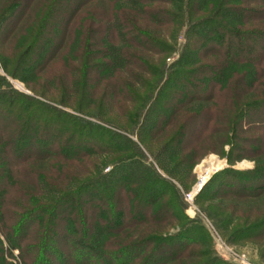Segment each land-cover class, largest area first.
Here are the masks:
<instances>
[{
	"label": "trees",
	"instance_id": "1",
	"mask_svg": "<svg viewBox=\"0 0 264 264\" xmlns=\"http://www.w3.org/2000/svg\"><path fill=\"white\" fill-rule=\"evenodd\" d=\"M99 1L0 0L4 72L33 91L60 49L70 48V57L48 69L47 84L56 92L51 98L74 102L78 110L93 105L91 115L108 121L117 118L111 114L116 108L119 120L136 125L141 142L168 132L156 159L166 148L173 162H193L205 131H225L227 162L264 150V0ZM184 17L186 40L169 65L141 54L168 53L171 45L154 29ZM11 36L16 41L6 51ZM193 100L207 104L189 109ZM0 122L8 124L0 126V233L23 264H183L177 259L188 255L189 244L207 236L184 214L170 180L143 166L144 179L137 181V154L124 134L14 90L1 74ZM193 122L199 130L188 136ZM241 129L261 131L248 137L262 147L238 146ZM101 151L122 154L98 176L82 179L65 165ZM47 157L58 163L46 173L22 164ZM218 172L241 182L226 181L230 193L264 189V166ZM169 217L181 221L174 232L137 228ZM5 250L0 238V264H12ZM195 264L228 263L213 256Z\"/></svg>",
	"mask_w": 264,
	"mask_h": 264
},
{
	"label": "rangeland",
	"instance_id": "2",
	"mask_svg": "<svg viewBox=\"0 0 264 264\" xmlns=\"http://www.w3.org/2000/svg\"><path fill=\"white\" fill-rule=\"evenodd\" d=\"M99 2H101L102 5H106L104 4L105 0ZM77 17L78 16H76L75 19ZM186 26L187 20L184 17L178 25L155 27L154 31L158 32L171 45L170 51L164 55L149 51H143L141 54L157 65L164 62L163 65L166 67L177 57L183 48V44L186 40ZM15 41L16 39L14 40V37L11 36L6 42L5 50H11ZM69 53L70 48L63 47L60 49L59 53L48 63L45 71L37 78V84H34L33 91L30 89V84L24 83L17 77H11L6 74L1 65L0 74L5 76L6 80L9 82V86L14 90L32 95L65 112L90 119L128 137L132 141L131 146L133 151L137 154L135 156L137 162H134L132 165L138 170L136 171V168H134L135 176L137 175L138 177V182L143 181L145 173L140 175V170L143 166H146L173 183L184 203V214L188 218L195 220V222L202 226L207 233V236H199L197 235L198 233L194 232V234L197 235L196 240L198 241L189 244V247H187L188 255L178 258V262L183 264H195L198 260H202L203 258L216 256L228 264H264V189L255 195H237L230 193L227 191L228 189L226 190L227 187L224 183L229 181L231 185L237 186V183L241 184V182L237 177H230V175H223L224 173L219 174L218 172L225 166L240 170L251 169L256 165L264 166V150L262 149L263 151L261 150L260 153H255L253 156L244 155L232 162H227L225 153L228 149V144L221 143L223 141L222 136H225V131H205L202 146L197 152L198 157L194 159L193 162H173L172 159L167 158L166 153L169 151L166 152V148L165 150L164 148L163 150H159L161 153L160 155L159 153L157 154L158 161V159L154 157L155 152L159 149L162 140L168 132L156 137L152 142H141L136 136V125L132 123L127 124L126 121L119 120L123 116L116 108L111 109V114L117 118H111V121H108L103 117L91 115L92 113H90V111L95 112L93 105H90V108H87V110H78L74 107V102L64 103L51 98L56 92L52 90L53 87L51 88L50 85L48 86L47 84L49 80L48 69H50L51 66L54 68L53 71L58 68V65L63 61L62 57L68 56ZM68 57H70V55ZM142 75L148 77L145 73H142ZM1 87L6 88L7 85L6 87L5 85ZM201 104H207V102L203 100H193L188 106H190L189 109H194ZM2 115L7 118L10 116L7 112L2 113ZM0 126L1 128L3 126L7 128L8 124H2L0 122ZM198 127H200V124L197 122L191 123V125L187 127L188 136L199 130L197 129ZM171 128L170 126L167 127V131ZM258 132L260 133L261 131L248 129L244 132V130L241 129V131L237 133L238 139L234 140V142H236L238 146L246 149L250 148L253 152V147L255 149L261 148L262 143H251L248 136H256ZM3 143H5V138L0 141V146H3ZM120 154L122 153L116 151L95 152L83 157H78L75 162H67L65 165H68L69 170L83 179L89 176H98L99 173L108 172L113 162L117 160ZM55 160L56 158L54 157L31 158L27 162H22V164L46 173L49 172L50 167L54 163H58L54 162ZM209 161H217L219 165L210 173L202 184H199L200 176L198 170L199 168H207V163ZM214 173H217L216 176L201 189L203 184ZM63 183L64 181L62 184ZM243 183L245 182L243 181ZM67 184L70 186L71 182L68 181L62 186H66ZM198 186H200L199 189ZM197 189L198 191L194 193ZM187 193H189V197ZM192 193L194 194L191 196ZM119 199L120 198L117 197L118 202H120ZM180 223L181 221L169 217L161 223H150L149 225L142 224L138 225L139 227L137 228L144 226L149 229L157 230L160 233L167 234L179 229ZM133 230L134 229L129 230V232L132 233L134 232ZM0 238L2 239L3 246L6 248L3 252L5 260L12 262V264H23L18 249L15 247L9 248L1 233ZM58 242L59 241H57V243ZM59 246L62 248L63 244L60 243ZM64 247L65 246H63V248Z\"/></svg>",
	"mask_w": 264,
	"mask_h": 264
},
{
	"label": "bare ground",
	"instance_id": "3",
	"mask_svg": "<svg viewBox=\"0 0 264 264\" xmlns=\"http://www.w3.org/2000/svg\"><path fill=\"white\" fill-rule=\"evenodd\" d=\"M208 167L205 169L199 168L198 173L200 176V180H199V184H201L202 182H204L206 180V178L210 175V173L217 168V166L219 165V163L217 161H209L208 163ZM199 187V186H198ZM194 193L191 194V196Z\"/></svg>",
	"mask_w": 264,
	"mask_h": 264
},
{
	"label": "water",
	"instance_id": "4",
	"mask_svg": "<svg viewBox=\"0 0 264 264\" xmlns=\"http://www.w3.org/2000/svg\"><path fill=\"white\" fill-rule=\"evenodd\" d=\"M202 183H203V182H202ZM202 183H201V184H202ZM200 186H201V185H200ZM200 186L198 187V189L200 188ZM198 189H197L194 193H196V192L198 191Z\"/></svg>",
	"mask_w": 264,
	"mask_h": 264
},
{
	"label": "built area",
	"instance_id": "5",
	"mask_svg": "<svg viewBox=\"0 0 264 264\" xmlns=\"http://www.w3.org/2000/svg\"><path fill=\"white\" fill-rule=\"evenodd\" d=\"M188 194V197H189V193H187Z\"/></svg>",
	"mask_w": 264,
	"mask_h": 264
}]
</instances>
